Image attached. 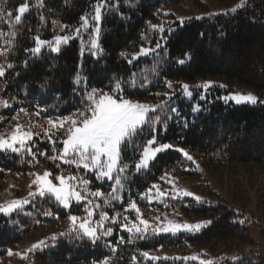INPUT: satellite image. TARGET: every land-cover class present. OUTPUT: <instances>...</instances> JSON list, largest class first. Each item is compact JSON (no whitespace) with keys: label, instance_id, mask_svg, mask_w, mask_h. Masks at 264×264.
<instances>
[{"label":"trees","instance_id":"obj_1","mask_svg":"<svg viewBox=\"0 0 264 264\" xmlns=\"http://www.w3.org/2000/svg\"><path fill=\"white\" fill-rule=\"evenodd\" d=\"M178 1L182 0H115V3L107 0L109 9L102 10L100 21L101 51L98 55L91 51L82 55L83 47L78 39L61 46L59 53L48 47L39 54L27 49L34 48L36 35L43 40H52L56 35L74 34V30L81 27V17L94 14L97 0H0V32L5 34L0 37V43L13 40L7 57H0V63L13 65L6 68L3 80L2 98L9 107L0 111L7 115L0 122V129L21 109L32 114L41 112L43 119L70 115L83 108L86 92L92 88L117 97L156 100L158 103L167 100L165 93L175 92L170 103L178 108V113L173 114L168 108L159 110L157 115L162 121L168 117L167 126H157L155 135L159 143L171 142L186 148L194 161L168 150L160 153L148 169L137 173L134 165L139 152L144 142L151 138L146 129L136 148L128 146L122 151V160L129 165L125 174L127 183L119 190L122 201L110 200L105 204V198H98L101 208L96 209L97 217L100 211L108 212L110 217L120 213L117 223L107 222L106 227L114 230L111 236L96 244L68 237L53 242L51 237L66 232L70 228L66 226L62 231H50L44 237L48 245L55 246L36 248L28 256L18 258L15 253L18 244L30 235L47 227L54 228L58 221L66 222L70 215L85 213L83 205H73L66 210L48 196H37L7 219L0 213V264H99L105 257L133 262V256L137 262L145 264H199V260L153 262L141 255L148 251H162L161 256L169 257L198 256L217 264H236L234 258L237 257L243 258L241 264H264V226L260 227V239L253 237L247 218L238 219L242 214L222 200L204 199L211 203H197L185 197L149 204L146 199H140L153 183H160L161 189L170 185L159 180L165 173L171 180L199 176L196 161L204 166L233 169L264 165V103L233 105L221 99H208L199 101L203 110L193 114L194 102L185 99L180 88L183 80L222 75L243 86L264 89V0H247L234 13H210L183 24L167 21V25L162 26L164 18L172 16L165 10ZM25 3L29 6L28 11L21 17V23L13 26L9 19L14 21L18 7ZM10 30L16 31L15 38L6 35ZM157 43L161 45L160 49H156ZM142 47L154 51L139 56ZM185 52L194 53L193 58L180 65L177 61L184 58ZM77 76L79 83H76ZM168 81L172 82V89L167 87ZM45 82L47 86L41 87ZM185 120L188 128L182 127ZM53 139L55 144L40 132L27 145L31 152L27 149L20 153L0 151V180L10 172H29L47 166L56 171L71 167L60 163L59 158L50 159L61 153L62 131L53 134ZM44 152L47 155H41ZM56 162L60 164L56 165ZM89 177L94 181L93 188H100L106 196L112 192V183H99L92 174ZM203 186L213 193L209 183ZM130 199H135L148 212L180 209L190 217L210 218L213 223L196 233L149 235L146 239L133 238L129 242V234L120 228V223L125 222L124 216L136 219L134 211H125ZM165 203L169 206L165 207ZM8 219L14 223L4 227ZM119 236H124V243H118Z\"/></svg>","mask_w":264,"mask_h":264},{"label":"snow or ice","instance_id":"obj_2","mask_svg":"<svg viewBox=\"0 0 264 264\" xmlns=\"http://www.w3.org/2000/svg\"><path fill=\"white\" fill-rule=\"evenodd\" d=\"M113 3H115V0H113ZM28 7L27 3L20 5L17 9L18 14L15 16L14 21L9 19V23H12L13 26L19 25L21 23V17L26 11H28ZM108 9L109 5L107 0H97L94 14L91 16L92 23L90 27L92 28L93 35L89 41L90 50H95L94 54L95 52L101 51L98 43L99 34L101 32L99 25L102 19V10ZM233 11H235V9H233ZM9 17H11L10 13ZM196 19H201V17H196ZM41 20L43 21L44 18L41 17ZM81 21V27L89 26V17H81ZM52 23L56 24L55 21ZM180 23H184L183 18H181ZM64 27L67 28L66 25ZM153 27L157 28L159 26ZM159 30L162 32L163 28L160 27ZM74 31L76 32V35L79 36L80 29L77 28ZM4 35V33L0 32V37H3ZM6 35L15 38L17 33L14 30H10ZM201 35H203V33H201ZM70 39H72V37L69 35H56L49 41L43 40L39 35H36L34 37V48L27 49V51L39 54L41 53L42 48L47 46L51 51L59 53L61 50L60 46L67 44ZM5 45H7V47ZM12 46L13 40L11 39L0 43V57H7L8 53L12 50ZM155 47L156 49H160L161 45L157 43ZM153 51L152 48H141V54L147 55L151 54ZM193 55L194 53L185 52L184 58L178 60L177 63L184 65L193 58ZM12 67L13 65L11 63H8L7 65L0 63V77L5 76L6 68ZM79 82L80 78L77 76L76 83ZM134 83L135 81H133V84ZM46 86L47 82H45L44 85H41V87ZM213 86V81H206L196 87L207 92V90ZM119 87V84H117L118 89ZM167 87L172 89L171 81L167 82ZM180 88L187 97H192L193 93L190 90V85L184 83L180 85ZM164 95L167 97V100H162L159 104L149 105L147 103L126 99L123 96L117 97L113 94L104 92L103 90L92 88L90 92H86L83 108L77 109L70 115L58 117L57 120H48L50 127L49 129L44 130V135L48 137L50 143H56V140L53 139V134H60L61 131L63 133V139L60 140V143L62 144L61 153L58 157L52 156L50 159L55 160L59 158L63 163L75 165L77 168L82 166L86 170L95 172L98 179L106 178L114 180L112 192L108 193L106 196V194L99 189L91 191L88 188L90 181L76 175L64 176L63 174H60L53 178L52 173L47 170L44 171L43 174H33L35 178L32 180V185H35L36 187L35 191L29 193L30 197L38 196L44 198L45 196H48L65 209L70 208L73 201L76 203L86 202L88 205L85 209L86 216L77 217L76 215H70L68 217L70 228L66 232L60 233L59 236L53 235L51 237L53 242L57 241L60 237H68L70 240H87L91 244H96L102 238L109 237L113 234V228H105L104 224L106 221L117 223L120 218V213L117 212L114 216L110 217L108 212L100 211L99 220L93 219L97 214L96 209L101 208V205L95 203L93 200L89 199V197H103L105 198V204H108L110 200L122 201V197L119 195V190L123 189L127 183V177L125 174L128 173L129 169V165L122 160V151L128 146L136 148L139 137L146 129L150 133L151 138L144 142L142 151L139 152V159L134 165L137 173L141 169H148L151 161H154L160 153L168 150L177 151L186 160L193 161V157L183 148H177L171 143H159L157 141L155 135L156 127L159 125L166 127V121L168 119V117L165 116L164 121H162L161 116L157 115V112L168 108L171 113H178V108L171 106L170 103L175 92L165 93ZM205 98V96L201 97V99ZM221 99H224L225 101L231 99L237 104L245 103L256 105L258 102L264 103V100H261L259 97L251 93L235 94L230 97H222ZM0 103H3L5 107L8 106L7 101H0ZM202 110L203 109L200 105H194L191 109L193 114L201 112ZM21 111L24 110L21 109ZM3 119V117H0V120ZM182 127L188 128L187 120H185ZM53 130H55V132ZM39 135V133H33L31 128L24 130L23 126L17 123L9 137L6 138L4 135L0 134V151L20 153L22 150L26 149L29 141L34 140V138ZM27 151L31 152V148L28 147ZM41 155H47V153L44 152L41 153ZM69 157L72 158L69 159ZM54 180L57 182H54ZM159 180L172 185L171 189L162 190L160 183H153L144 193L141 194L140 199H146L148 203L151 204L153 201L164 202L165 198L182 200L185 197H190L197 203H211L186 189L182 190L176 188L173 181L168 178V173L161 176ZM32 185H30V187ZM29 203H31V201L25 198L12 201L7 206L0 205V213L5 214L7 219L11 213L22 209L23 205ZM164 206L168 207L169 205L165 203ZM125 211H134L136 214L135 220H131L128 216H124L123 220L125 222L120 223V228L129 234V242H131L133 238L146 239L149 235H159L162 233L176 234L182 231L196 233L213 223L211 220L197 223H180L168 219L167 214H164L163 220H161L160 216H156L154 218L155 222H150L148 219L143 218V213L135 199L129 200ZM45 214L51 215L52 213ZM13 223L14 221L8 219V223L5 224L4 227ZM237 223H243V221H237ZM124 242V236H119L118 243ZM109 243L111 242L109 241ZM48 246H55V244L48 245L46 240H42L37 244H34L32 248L35 249ZM160 247H162V245ZM113 250H115V248H113ZM29 251H31V249ZM141 255L144 259L153 262H159L161 260H199V264H217L216 261L202 260L198 256H156L150 255L148 252H143ZM108 259V257H105L100 264H108ZM136 259V256L132 257L134 264ZM234 259L236 264H241L243 260L241 257Z\"/></svg>","mask_w":264,"mask_h":264},{"label":"rangeland","instance_id":"obj_3","mask_svg":"<svg viewBox=\"0 0 264 264\" xmlns=\"http://www.w3.org/2000/svg\"><path fill=\"white\" fill-rule=\"evenodd\" d=\"M246 1L247 0H236L234 2H226L224 0L178 1L176 3L170 4L167 7V9L165 10L166 14L172 16H169L170 18H164L165 22L161 24L162 26L165 27L167 25L166 24L167 21L170 22L178 21L180 23L181 18H183L185 22L186 20H189L191 18L201 17L210 13L212 14L234 13L238 9L242 8L246 3ZM233 9H235V11H233ZM91 16L89 17V26L79 28L80 29L79 36L76 35V32L72 35H69L72 37L70 41H72L73 39H78L80 41L83 47L82 55H84V53L86 52L91 51L94 53L95 51V50H90V43H89L91 36L93 35L92 28L90 27L92 23ZM99 38H100V34H99ZM44 48H42V50ZM98 54L99 51L95 52V55ZM140 55L144 56L145 54H141L140 52L139 56ZM3 80L4 77H0V101H3L2 98V93L4 90ZM206 81L214 82V86L209 88L207 92H205V90L203 89L196 87L197 85L203 84ZM184 83L191 86L190 90L192 91L193 95L191 98H189L183 93V97L189 101H193L194 105H200L199 101H206L208 99L210 100L221 99L222 97H226V96L230 97L235 94H248V93H251L259 97L261 100H264V89H256L253 87L243 86L240 83H238L236 80L229 79L222 75L201 76L192 81L183 80L182 84ZM202 96H205L206 98L201 99ZM126 99L139 101L141 103H147L149 105L159 104L156 100H142V99H132V98H126ZM221 100H223L226 104L245 105V103L237 104L234 100L231 99L228 101H225L224 99ZM7 107H9V104ZM7 107H5L3 103H0V111L3 108H7ZM23 110L24 111L18 110L13 115L10 122H8L4 127L0 129V134L4 135L6 138L9 137L17 123L22 125L24 130H28L29 128H31V131L33 133L40 134V132H44V130L49 129L50 127L48 124L49 119L52 120L58 119V118L43 119L41 117V112L36 111L34 114H32L29 113L26 109ZM6 116H7L6 114H0V117H3L4 119L6 118ZM3 120H0V122ZM166 143H171V142H166ZM171 144H173L177 148H183L174 143ZM27 148L28 146H26V149ZM183 149L187 151L190 156H192L190 151H188L186 148ZM71 158L72 157H69V159ZM59 161L60 163L65 164L60 159ZM60 163L56 162L55 164L58 165ZM196 164L198 165L197 170L200 171V175L195 177L189 176L187 178L176 177L172 179L175 187L182 190L186 189L204 199L217 200V201L220 199L223 202L227 203L228 205H231L237 213L242 214L240 215V217H237L238 219L243 220L247 218L246 221L251 225V231L253 237L260 239V227L264 226V165L258 164L252 166H238L233 169L227 167L219 168L213 165L204 166L201 165L199 161H196ZM65 165H70L71 167H75V169H71V167H67V168H60L59 170L56 171L51 166H47V167H39L29 172H10L7 177L0 180V205L7 206L12 201L18 199H25V198L31 201L32 198L34 197H30L29 193L35 191V187H36L35 185H32V180L35 178L33 174L35 173L43 174V172L46 170L52 173L53 178L60 174H63L64 176L76 175L78 177H82L83 179L90 181L88 188L91 191H95L97 190V188L96 189L93 188L94 181L92 180L91 177H89V174L94 175L99 183L110 182L113 184L114 187V180H109L106 178L98 179L97 174L95 172L86 170L82 166L77 168L75 165L72 164H65ZM59 166L57 167L59 168ZM54 182L57 181L54 180ZM205 183L210 184L213 193L204 189L203 185ZM30 185L32 186L30 187ZM171 187L172 185H169L168 187L162 190H170ZM98 189L101 190L100 188ZM89 199L99 204L98 198L89 197ZM152 203H162V202L153 201ZM27 205H23L22 209ZM73 205H83L84 209H86V207L88 206L86 202L76 203L75 201H73L71 207L66 210H70L73 207ZM138 206L140 207L141 212L143 213V218L148 219L150 222H155L154 218L156 216H160L161 220H163L164 214H167L168 219L175 220L176 222H180V223L183 222L197 223L201 221L210 220V218H204V217H190L186 215V213L183 210L180 209H172L171 212L167 211L166 209L163 210L158 209L157 211L151 210L148 212L145 207L140 206L139 204ZM96 215L93 217V219L99 220L100 217H97ZM76 216L84 217L86 216V212L83 215H76ZM107 222L108 221H106L104 224L105 228H107L106 227ZM66 226H70L69 219L66 222L58 221L54 228L47 227L42 230L36 231L32 235H30V237H28L27 239L23 240L21 243L18 244L15 250L16 251L15 253H17L16 256L20 259L28 256L32 250L36 249V248L33 249L32 246L34 244H37L39 241H42L50 231L59 232L62 231L63 228H65ZM162 234H167V233H162ZM30 249L31 251H29ZM161 252L162 251H148L150 255H156V256H161ZM108 264H134V262H123L120 260L111 259L108 260ZM135 264H145V263L144 262L140 263L136 261Z\"/></svg>","mask_w":264,"mask_h":264}]
</instances>
